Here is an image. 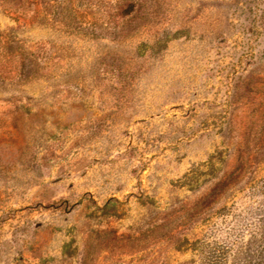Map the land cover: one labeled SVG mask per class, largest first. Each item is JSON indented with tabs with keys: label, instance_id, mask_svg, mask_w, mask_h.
Wrapping results in <instances>:
<instances>
[{
	"label": "rangeland",
	"instance_id": "374dc122",
	"mask_svg": "<svg viewBox=\"0 0 264 264\" xmlns=\"http://www.w3.org/2000/svg\"><path fill=\"white\" fill-rule=\"evenodd\" d=\"M0 264H264V0H0Z\"/></svg>",
	"mask_w": 264,
	"mask_h": 264
}]
</instances>
